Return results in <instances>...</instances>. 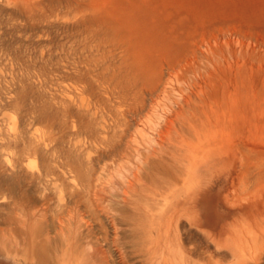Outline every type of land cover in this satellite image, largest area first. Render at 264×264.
<instances>
[{
	"label": "rangeland",
	"instance_id": "1",
	"mask_svg": "<svg viewBox=\"0 0 264 264\" xmlns=\"http://www.w3.org/2000/svg\"><path fill=\"white\" fill-rule=\"evenodd\" d=\"M89 258L264 264V0H0V264Z\"/></svg>",
	"mask_w": 264,
	"mask_h": 264
},
{
	"label": "bare ground",
	"instance_id": "2",
	"mask_svg": "<svg viewBox=\"0 0 264 264\" xmlns=\"http://www.w3.org/2000/svg\"><path fill=\"white\" fill-rule=\"evenodd\" d=\"M83 22H88L89 24V28H92L91 32H86L88 33H96V31H101L103 34L105 32H107L106 29V24L104 25L102 22H97L95 21L93 18H90L89 16H85L83 17ZM85 23V25H87ZM87 27V26H86ZM88 28V29H89ZM94 29V30H93ZM84 33V32H83ZM95 39V38H94ZM107 46V45H106ZM105 46V47H106ZM111 46V45H110ZM111 48V47H110ZM118 48V47H117ZM125 67V69H124ZM124 67L122 65H119V67L117 68V70L114 73V78L111 76L110 78L104 80L103 83H106V88L108 89V91L110 92L111 95H114L118 102L116 108H118L115 112H114V116L112 119L113 122V126L114 128H119L122 120H124V116L127 114H135V112H137V108L141 107L142 105V99L144 98L143 95L145 93H147L153 86V82L155 81V68L149 66L148 64H138L136 66H132L130 67L128 65V62L125 63ZM143 104V103H142ZM140 105V106H139ZM121 108V109H119ZM136 115V114H135ZM126 117V116H125ZM132 117V116H131ZM126 119V118H125ZM125 122V121H124ZM116 131V130H115ZM119 132V131H118ZM107 133V132H106ZM116 134V132H115ZM112 138V136H111ZM100 145L102 146V148L104 149H109V151L111 150L110 145L108 143V139L106 137H103L100 141H99ZM97 152H99V149H96ZM112 151V150H111ZM116 153V151H115ZM107 154V153H106ZM98 157V156H97ZM71 166V165H70ZM76 167V166H75ZM46 168V167H45ZM76 169V168H75ZM44 170V169H43ZM47 171V170H46ZM46 173V172H45ZM51 175V174H50ZM61 181V180H60ZM81 188V187H80ZM75 189V188H74ZM89 192V191H88ZM102 192V191H101ZM75 193V192H74ZM78 193V192H77ZM87 193V192H86ZM83 194V193H82ZM81 194V195H82ZM96 195V194H95ZM80 196V195H78ZM97 196V195H96ZM95 196V197H96ZM125 198V197H124ZM95 199V198H93ZM71 200V198H70ZM97 201H100L99 199H96ZM125 200V199H124ZM96 201V202H97ZM69 202V201H68ZM95 202V200H94ZM101 202V201H100ZM67 203V202H66ZM127 203V202H126ZM70 204V202H69ZM100 206L103 207V205ZM106 206V205H105ZM104 206V208H105ZM115 206V205H114ZM99 207V206H98ZM72 208V207H71ZM100 208V207H99ZM112 208V207H111ZM89 209V208H88ZM86 210V209H85ZM115 211V209H114ZM81 211H79L80 213ZM108 213L109 210L107 211ZM117 212V211H116ZM119 212V211H118ZM82 214V212H81ZM88 216V215H87ZM118 217V215H116ZM83 217V216H82ZM116 217V218H117ZM114 220V218H111ZM60 220V219H58ZM84 220V219H83ZM82 220V221H83ZM89 221V220H88ZM111 221V220H110ZM113 222V221H112ZM111 222V223H112ZM65 223V222H64ZM83 223V222H82ZM58 224H62V222H58ZM117 224V223H116ZM115 224V225H116ZM90 225V223H89ZM113 224V226H115ZM63 226V225H62ZM85 227V226H84ZM118 227V225H117ZM117 227L115 226V228L117 229ZM60 228V227H59ZM89 228V227H88ZM114 228V227H113ZM61 231V230H60ZM59 234V230L57 232ZM115 233V232H114ZM61 234V233H60ZM62 245V244H61ZM81 247V246H80ZM84 248V247H83ZM82 248V251H83ZM78 249V248H77ZM97 249H95L96 251ZM71 251V250H70ZM73 251V250H72ZM81 251V250H80ZM79 251V252H80ZM92 251L94 252V250L92 249ZM76 252V251H75ZM72 253V252H71ZM78 253V251H77ZM81 253V252H80ZM85 253V252H84ZM87 253V251H86ZM92 254V253H91ZM79 255V254H78ZM88 253L84 256V257H88L87 256ZM73 258V257H72ZM91 258H89V262H85L87 263H91ZM84 260V259H83ZM123 260V259H122ZM86 261V260H84ZM83 261V262H84ZM93 263V262H92ZM91 263V264H92Z\"/></svg>",
	"mask_w": 264,
	"mask_h": 264
}]
</instances>
